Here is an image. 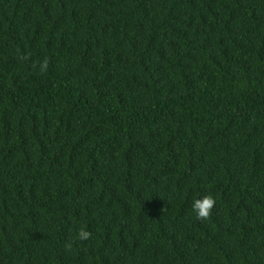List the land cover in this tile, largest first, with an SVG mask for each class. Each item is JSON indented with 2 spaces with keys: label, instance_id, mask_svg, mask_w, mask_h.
I'll list each match as a JSON object with an SVG mask.
<instances>
[{
  "label": "trees",
  "instance_id": "1",
  "mask_svg": "<svg viewBox=\"0 0 264 264\" xmlns=\"http://www.w3.org/2000/svg\"><path fill=\"white\" fill-rule=\"evenodd\" d=\"M0 264H264V0H0Z\"/></svg>",
  "mask_w": 264,
  "mask_h": 264
},
{
  "label": "clouds",
  "instance_id": "2",
  "mask_svg": "<svg viewBox=\"0 0 264 264\" xmlns=\"http://www.w3.org/2000/svg\"><path fill=\"white\" fill-rule=\"evenodd\" d=\"M38 68L40 72L47 71L48 60L45 58L43 61L39 62ZM215 203L216 200L211 194L204 195L202 197H194L191 204V208L193 213H195L197 219H207L210 216ZM89 236V231L82 227L78 232L77 239L87 240Z\"/></svg>",
  "mask_w": 264,
  "mask_h": 264
}]
</instances>
